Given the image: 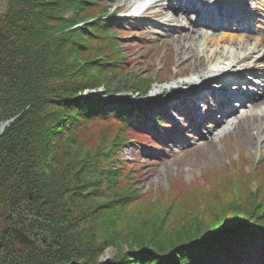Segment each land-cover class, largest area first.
I'll use <instances>...</instances> for the list:
<instances>
[{
	"label": "rangeland",
	"instance_id": "obj_1",
	"mask_svg": "<svg viewBox=\"0 0 264 264\" xmlns=\"http://www.w3.org/2000/svg\"><path fill=\"white\" fill-rule=\"evenodd\" d=\"M134 1L83 0L81 11L84 21L81 24L93 20L101 27L96 31L97 36L98 34L99 36L91 35L90 42L79 40L80 36H73L76 38L74 41L58 39V42L54 43L59 44L58 51L64 55L66 61L77 64L74 65V69L80 68L79 66H84L85 69L68 71L63 81L60 75L65 73L63 71L54 72L50 76L51 82L55 81L57 85H60L62 82L75 79V76L83 77L87 84L99 82L96 87L81 89L77 95L79 98H96L102 106L91 114L108 117V119H103L100 122L91 121L86 124L91 130L87 131V135H85L88 147L83 148L85 153L83 158L88 157V161L86 159L73 168L75 173L77 169L87 172L86 178H88L89 183L101 184L95 192L93 191L94 193L90 192L87 199L91 214L90 220L92 223L97 222L96 224H99L100 227L95 228L94 232L102 235L101 224L105 225L106 223L104 217H108L112 213L122 220L111 223L109 228L111 233L108 238L110 244L103 246L102 253L99 255V259L102 261L111 259L121 248L136 246L135 239H146L151 223L145 226H141V224L147 222L149 218L154 220L165 214V222L163 223L168 228L182 225L186 229H193L194 226L198 227L199 219L197 218L202 215L204 219L207 218L205 221L210 222L213 215L209 212V208L194 211L196 206H190V198L203 196L207 201H213L219 209H222L224 207L222 203H229V196H231L234 198V202L240 203V207L248 206L249 210L252 211H255V208L252 207L254 200L260 198L262 204L264 202L260 197L264 193V147L256 146L255 132L251 126L254 118L250 117L251 113L257 112L259 108H264V101L260 106L253 103L246 109V115L231 125L225 124L223 127H215L211 131L205 128V133L202 136H197L194 129H188L187 134L190 137L177 136L178 132H174V129H180V125L177 126L176 123L173 124V130L160 127L155 119L156 107L161 109L165 104L163 102L168 101L167 99H178L179 103L182 100H188V95L196 87L193 89L187 88V86L178 87V90L168 92L172 93V96H166L167 93L154 95L150 93V89L175 84L174 82L183 78L196 77L197 72L210 65L207 57L209 51H205V55H203L200 49L197 48L196 50L195 48L193 52L196 56L186 63H181L179 59L182 57V51L190 52L191 50L187 48L189 47L188 43L185 44L184 42L183 44L182 41L172 38L173 36L165 37L169 31H173L175 34L179 31L174 24L167 21L170 14L166 8L169 3L174 5L179 0H175L176 2L163 0L160 4L162 7L153 4L152 0H148V4L139 9L140 11L144 10L143 14L140 13L138 17L125 16L128 7L131 8L130 6ZM198 1L203 4L207 0ZM257 1L264 2V0ZM179 4L180 2L172 7L173 10L176 9L177 17H180V24L192 23L194 25V17L193 19L190 17L191 8V11L185 6L183 9H177ZM8 7V0H0V14L7 11ZM66 9L63 16L67 19L65 21H68L71 18V11ZM249 9L254 16L262 15L264 6L259 4L257 10L248 7V12ZM158 12L161 14L154 17ZM72 16L77 20L79 19L76 12ZM166 22L167 25H165ZM243 22H238V30L230 24L227 28H218L213 31L204 27L196 28L204 35L211 32L230 34L231 36L234 34L241 35L243 33L239 29L244 26ZM256 23L257 20L251 19V25L247 28L252 30L249 35L252 38L264 39V32L259 31L261 28L256 27ZM94 28L97 29V26L95 25ZM54 32L56 31L54 30ZM56 33V36H59L58 32ZM100 37L103 38L100 39ZM70 42H74L75 49H69ZM179 44L180 46H178ZM96 45L99 47L98 50H92L96 48ZM89 58L94 60V64L97 61L105 64L98 65V70H94L87 65L86 59ZM263 76L264 74L257 76L258 79L254 80L257 81ZM248 78L247 81L250 83L252 76H248ZM257 82L263 85L264 77L261 83L260 81ZM242 84L243 82L240 83V81L236 84L231 83L232 87L230 88L228 85L227 92L235 93V89L249 85ZM214 86L211 84V88ZM259 87L258 89L254 88L257 93L255 98L261 92V86ZM256 93L254 92V94ZM210 103L198 101L197 104L203 108L200 111L202 117L207 112L210 113L208 111ZM116 106L119 109H114ZM105 108L109 112H115L116 115H106L103 113L104 111L102 112ZM160 111L162 113V110ZM163 111L166 112L164 109ZM174 111L178 115H187L178 105ZM17 116L14 114L0 122V134ZM111 116H117L118 119ZM204 123L206 124V122ZM187 126L190 127L188 124ZM209 129H211L210 126ZM193 133L194 136L191 135ZM88 137H90V141ZM99 139L101 142L104 141L102 145L96 144ZM114 139L116 145L113 146V149L109 148L103 151L100 149L102 146L107 147L110 141H114ZM153 143H156L158 148L155 149ZM260 153L262 158L260 164L257 165L254 162H258ZM90 165L92 171L88 172ZM106 169L115 172L114 174L110 171L111 176L107 187H105L106 182L101 176ZM244 191H250L251 197H254L252 201H250V196L244 197L248 201L244 198H238L242 197ZM127 195L130 197L128 198ZM132 200L140 202V212L135 207L132 213L125 205L126 203L132 205L137 202ZM122 204L124 207H121ZM190 207H192L191 210ZM165 210L167 211L165 212ZM133 214L139 215L133 216ZM191 214L195 215L191 216ZM261 216H264V213ZM255 217L250 219L251 223L248 225L251 227L250 230H258L259 233L264 230V224H261V220H257ZM188 218L191 221L187 223L186 219ZM228 221L231 222L232 220L228 219ZM262 221L264 220L262 219ZM122 222L123 224L126 222L127 225L122 228L123 232H120L118 230L120 229L119 223ZM154 224L153 231L158 229V223ZM204 225L206 224H200L199 227L204 229L202 228ZM127 226L133 228L134 231L140 226L135 232V237L129 236L130 232L127 231ZM224 226L211 231H202L201 242L198 241L202 247L198 248L196 257L201 259L212 254L215 258L212 256L211 259L204 261L205 263L198 261L197 264H264V248L261 244L262 235L260 233L250 237L248 233L246 235L241 230L243 228L241 225L233 224V221L230 224L225 222ZM168 228L166 229L170 231L171 229ZM232 249H238L241 252L239 258L233 256ZM4 263L6 261L0 259V264Z\"/></svg>",
	"mask_w": 264,
	"mask_h": 264
},
{
	"label": "trees",
	"instance_id": "obj_2",
	"mask_svg": "<svg viewBox=\"0 0 264 264\" xmlns=\"http://www.w3.org/2000/svg\"><path fill=\"white\" fill-rule=\"evenodd\" d=\"M66 3L71 11L68 21L63 16ZM82 3L83 0H8L7 11L0 14V122L18 115L0 134V259L6 261L4 264H197L215 258L212 254L196 257L202 247L198 242L202 231L225 227V222L232 221L241 225V230L250 237L260 233L264 248V230L258 233L248 225L253 216L264 224L261 216L264 202L260 198L252 202L255 208L252 211L248 206L240 207L231 196L229 203H222V209L201 196L190 198V206H196L194 211L208 207L213 215L210 222L202 215L197 218L198 227L193 229L182 225L168 228L163 223L165 214L158 219L149 218L141 224L151 223L146 239H135L136 246L121 248L111 259H99L102 247L110 244L112 221L121 219L112 213L104 217L102 235L94 232L99 224L90 220L87 199L101 184L89 183L87 172L79 169L73 172L74 166L88 161V157L83 158V148L88 147L85 135L91 130L86 124L108 119L91 114L100 105L96 98L77 95L81 89L96 87L99 82L87 84L83 77L75 76L57 85L50 79L54 72L63 71L65 74L60 75L63 81L68 71L85 69L84 66L74 69L77 64L64 59L58 51L59 44H54L58 39L74 41L73 36H80L79 40L90 42L91 35L99 36L96 31L101 27L93 20L81 24ZM74 12L78 13V20L72 16ZM74 46V42L68 45L69 49ZM95 47L92 50H98ZM86 61L94 70L105 64L98 61L94 64L91 58ZM98 141V145L104 142ZM115 141L100 149H113ZM89 168L91 172V165ZM110 171L106 169L101 174L105 187L109 185ZM248 196L252 201L250 191L242 192L238 198ZM260 197L264 201V193ZM125 205L132 213L135 207L140 212L138 201ZM154 223H158L155 231ZM200 224H206L204 229ZM125 225L126 222L119 223L118 230L121 232ZM139 228L134 231L129 226V236L135 237ZM237 251L232 249L231 253Z\"/></svg>",
	"mask_w": 264,
	"mask_h": 264
},
{
	"label": "bare ground",
	"instance_id": "obj_3",
	"mask_svg": "<svg viewBox=\"0 0 264 264\" xmlns=\"http://www.w3.org/2000/svg\"><path fill=\"white\" fill-rule=\"evenodd\" d=\"M161 1L163 0H152L153 4L159 5V7H162L160 6ZM171 1L173 2L175 0ZM146 2H148V0H135L134 2H132V5L130 6L131 8L129 10H139L143 7V5L146 4ZM179 2L180 7L185 6L187 7V9L192 8L195 11L199 12V20L195 21L194 25L192 23L180 24V17H177L176 9L173 10L172 7L175 4H178ZM175 4L170 5L169 3L166 8L170 14V18L168 19V21L174 23L176 27H178L179 31H177L176 34L173 31H169L165 35V37L173 36L172 38L176 39L177 41H182L183 44L184 42L185 44L188 43L189 47L187 48L191 50L190 52H187V50L182 51V57H180L179 59L181 63H186L193 57H195L196 55L193 50L195 51V48L196 50L198 48L200 49L201 54L203 55H205V51H209L207 57L210 65L207 67H203L202 70L197 72L196 77L194 78H183L174 82L175 84H168L167 86L164 85L162 87L160 86L157 88H151L150 93H153L154 95H165L167 93L166 96H169L172 93L170 94L168 92H171L172 90L176 89L178 90V87L187 86V88L192 89L193 87H196V91L194 90L193 94L191 95L193 96V98L190 99L188 103L181 104L182 109L189 114V116H186L185 120H181L183 121V123H189L194 128H196L197 136H202L205 133V128L206 130L211 131L215 127H223V125L220 124L219 121L217 123L214 121L218 126L216 125L215 127L209 129V126L206 125L204 122L206 120L212 121L216 116L208 115L206 117V120L203 119V121L202 119H199L201 115L200 109L198 107H195V103L193 104V99L195 98L194 100L198 102L205 100L206 98H208L207 96L209 95L218 96V105L222 107L223 104L225 105L226 102H229V98L231 96H235L237 98L243 96L244 94L239 92L233 93L231 96H229V93L227 92L228 89L226 87L227 85H229V83L236 84L239 81L240 83L243 82L242 85H244L245 82H248V76L251 75L253 77L252 81H254V79H256V76H258L259 73L264 74V39L252 38L250 40L249 35L246 34L243 36L235 35L236 37L234 35H224L221 33H210L208 35H204L196 28L202 25L203 27L215 29L219 26L220 23H217L214 26L213 23L219 19L244 20L243 23H249L246 18L250 15L248 14L242 17L243 10L241 9L238 3L233 4L229 2L225 5L220 6L208 4L205 5V7L200 2H196V0H179ZM159 14H161V12L156 13L154 17ZM192 14L193 12L191 13V17H193ZM178 46H180V44ZM211 84H214L215 88H210L209 86ZM164 95L162 96V98L164 97ZM263 101L264 96H260L259 100L257 101L258 106H260ZM169 103L170 104H168L167 106H172L173 104H178L179 102L176 100H172ZM162 108L168 107L162 106ZM241 108L242 107H240L239 110H242ZM222 109L223 110L220 109L216 111L217 116L224 114L222 113L224 112V110H228V108ZM245 115L246 111H243L242 115L239 118H233V120L230 121L228 124L231 125L232 123L236 122V120H239L242 116ZM250 117L254 118L251 126L253 131L255 132L254 139L256 146L264 147V108H259L257 112L251 113ZM259 157L260 158H258V162H254L257 165H259L261 162V153L259 154Z\"/></svg>",
	"mask_w": 264,
	"mask_h": 264
}]
</instances>
